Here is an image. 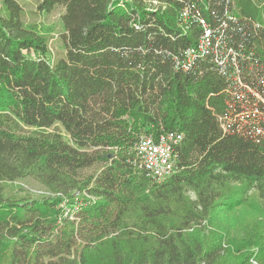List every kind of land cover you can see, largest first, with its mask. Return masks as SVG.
<instances>
[{"label":"trees","instance_id":"obj_1","mask_svg":"<svg viewBox=\"0 0 264 264\" xmlns=\"http://www.w3.org/2000/svg\"><path fill=\"white\" fill-rule=\"evenodd\" d=\"M0 3V264H264V233L236 255L202 225L239 203L227 179L264 187V136L221 127L227 82L211 52L177 66L204 18L258 74L264 0H72L57 59L17 0ZM167 132L183 134L178 168L157 181L134 148ZM28 177L51 195H6Z\"/></svg>","mask_w":264,"mask_h":264},{"label":"built area","instance_id":"obj_2","mask_svg":"<svg viewBox=\"0 0 264 264\" xmlns=\"http://www.w3.org/2000/svg\"><path fill=\"white\" fill-rule=\"evenodd\" d=\"M184 23L190 16L188 9L180 13ZM204 29L201 38L186 48L177 59V66L189 70L197 59L211 52L212 61L227 82V109L219 117L224 131L234 128L238 131L264 136V68L254 76L251 74L257 58L240 48L229 46L204 18H200ZM183 134L178 132L143 135L135 144L133 164L148 177L162 181L175 173L179 162V147Z\"/></svg>","mask_w":264,"mask_h":264},{"label":"rangeland","instance_id":"obj_3","mask_svg":"<svg viewBox=\"0 0 264 264\" xmlns=\"http://www.w3.org/2000/svg\"><path fill=\"white\" fill-rule=\"evenodd\" d=\"M17 1L23 8L24 23L34 25L41 30L48 41L52 57L55 59L64 57L66 50L62 39L65 32L62 15L65 13L68 3L72 0H54V4L46 10L40 7L42 0ZM56 128L66 135L59 124L52 129ZM98 168L97 165L86 172L92 173ZM223 186L236 191V193L234 192V199H239V203L232 209L227 206L219 208L220 210H216L213 222H204L202 225L207 228L208 235H221L223 245L225 247L229 244L232 245L234 254L249 252V248L243 247L240 242L252 241L256 235L264 233V187H258L254 184L249 186L241 180L232 178L227 179ZM185 194L191 200L196 199L193 190H186ZM6 195L16 198H22L26 195L41 198L51 195V192L43 184L28 177L9 182L6 185ZM84 199H93V197L89 195L82 197L76 207H80L82 202H85ZM234 199H228V201L235 203ZM65 204L62 203V206H65ZM67 208L66 212L72 214V210L69 207ZM237 245L241 247L239 251L236 250Z\"/></svg>","mask_w":264,"mask_h":264}]
</instances>
